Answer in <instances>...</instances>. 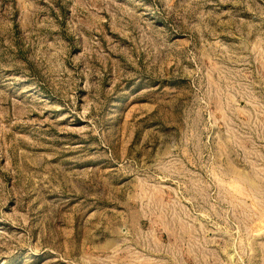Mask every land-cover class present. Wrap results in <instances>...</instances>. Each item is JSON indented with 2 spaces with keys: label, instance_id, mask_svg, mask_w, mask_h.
I'll list each match as a JSON object with an SVG mask.
<instances>
[{
  "label": "rangeland",
  "instance_id": "374dc122",
  "mask_svg": "<svg viewBox=\"0 0 264 264\" xmlns=\"http://www.w3.org/2000/svg\"><path fill=\"white\" fill-rule=\"evenodd\" d=\"M0 264H264V0H0Z\"/></svg>",
  "mask_w": 264,
  "mask_h": 264
}]
</instances>
